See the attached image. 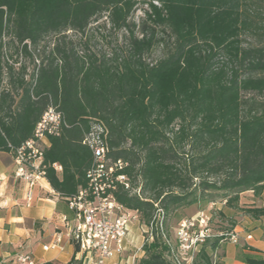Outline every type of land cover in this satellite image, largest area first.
<instances>
[{
  "label": "trees",
  "instance_id": "trees-1",
  "mask_svg": "<svg viewBox=\"0 0 264 264\" xmlns=\"http://www.w3.org/2000/svg\"><path fill=\"white\" fill-rule=\"evenodd\" d=\"M139 4L147 10L135 25ZM102 19L96 28L128 34L123 50H90L85 34ZM50 107L62 117L43 153L52 190L66 203L87 187L83 141L103 125L108 157L125 162L130 188H140L114 191L148 228L136 264H184L165 225L170 213L210 192L231 207L242 193L264 192V0H0V152L31 139ZM240 211L264 217V207ZM221 241L207 240L191 264H213Z\"/></svg>",
  "mask_w": 264,
  "mask_h": 264
},
{
  "label": "built area",
  "instance_id": "built-area-1",
  "mask_svg": "<svg viewBox=\"0 0 264 264\" xmlns=\"http://www.w3.org/2000/svg\"><path fill=\"white\" fill-rule=\"evenodd\" d=\"M61 123V114L50 107L37 123L32 138L12 154L16 166L15 176L22 179L28 188L27 204L31 201L32 189L46 178L43 153L49 146L47 137L58 136ZM106 140L107 130L101 124H94L85 135L83 144L92 154V163L86 174L87 187L66 199L68 214L62 216V228L43 247L44 251H62V243L67 241L76 251L75 261L81 264H125L124 255L133 244L128 241L132 225L140 230L144 242L148 228L141 224L136 211L125 208L114 197L118 184L130 191L131 195L140 196V188H130L128 178L122 173L127 166L125 162L112 161L108 157ZM52 167L57 173L62 171L57 164ZM208 222V217L202 211L194 219L183 220L178 224L175 246L177 256L184 264H191L198 249L208 238L214 237ZM215 238L228 239L234 244L238 241L236 234L230 232L218 233ZM137 260L134 259V264ZM11 264H36V261L30 254L20 252Z\"/></svg>",
  "mask_w": 264,
  "mask_h": 264
},
{
  "label": "crops",
  "instance_id": "crops-1",
  "mask_svg": "<svg viewBox=\"0 0 264 264\" xmlns=\"http://www.w3.org/2000/svg\"><path fill=\"white\" fill-rule=\"evenodd\" d=\"M15 170L12 154L0 152V264H11L20 252L30 254L36 264H69L76 255L69 242L63 241L62 251L43 250L62 228V216L68 214L65 200L45 178L32 189L27 204V185L15 176ZM259 197L264 198V192ZM230 233L236 234L238 241L220 242L214 254L217 264H246V257L264 256V217H248L243 223H235ZM128 241L133 244L124 255V263L134 264L135 258L144 257L143 237L136 225L131 226Z\"/></svg>",
  "mask_w": 264,
  "mask_h": 264
},
{
  "label": "rangeland",
  "instance_id": "rangeland-1",
  "mask_svg": "<svg viewBox=\"0 0 264 264\" xmlns=\"http://www.w3.org/2000/svg\"><path fill=\"white\" fill-rule=\"evenodd\" d=\"M146 10L147 6L139 4L135 8V11L131 17V21L135 25L140 24L141 20L144 18V12ZM103 20L104 19L96 23H91L85 34V38L89 41L88 45L90 47V50L97 55H110L112 52H114V50H123L128 34L125 31L116 32L113 30H109L108 26H106L105 28H96V25L98 23L101 25ZM135 33L136 35H138L137 29H135ZM68 37L72 39L76 48L78 49L80 46V36L75 33L69 32ZM52 41L53 38L52 40H46L45 43L46 45H51ZM42 46L44 47V44H42ZM159 57L160 50L156 49L147 59L155 60ZM17 67L18 66H16V68ZM31 71L32 68L29 65L27 68L28 75L31 73ZM221 195L222 193L220 192H210L207 198L209 200L208 202H201L187 208L177 209L174 212L170 213L167 217L165 225L170 236L171 243L176 245L175 230L178 226V223L183 220L194 219L197 214L202 211L208 217V226L210 229V233L214 235V237H210L207 239L209 240V242H211L215 239V235H217L218 233H229L235 223L245 222V219L249 216L241 212L240 209L248 207H260L264 205V198L255 197L252 193L245 192L240 194L239 201L236 204L237 206L231 207L225 204V202L221 199ZM199 250L200 248L198 249V251ZM195 255L196 254H194V257ZM211 261L213 264H217L216 257L214 255H211Z\"/></svg>",
  "mask_w": 264,
  "mask_h": 264
}]
</instances>
